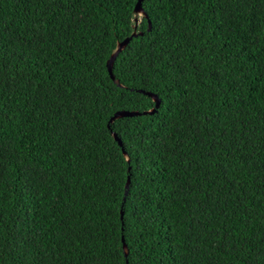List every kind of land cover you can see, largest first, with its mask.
<instances>
[{
	"label": "trees",
	"instance_id": "16d2710c",
	"mask_svg": "<svg viewBox=\"0 0 264 264\" xmlns=\"http://www.w3.org/2000/svg\"><path fill=\"white\" fill-rule=\"evenodd\" d=\"M136 2L0 0V264H264V0H143L120 87Z\"/></svg>",
	"mask_w": 264,
	"mask_h": 264
},
{
	"label": "water",
	"instance_id": "95a60500",
	"mask_svg": "<svg viewBox=\"0 0 264 264\" xmlns=\"http://www.w3.org/2000/svg\"><path fill=\"white\" fill-rule=\"evenodd\" d=\"M142 1L143 0H137L136 4L134 6V9H133L136 16L134 18L135 25H134V29H133L132 33L130 35H128L127 37H125L123 40L117 42L116 47L114 48V50L111 53V55L108 58V60L106 61V67H107V71H108V74H109L110 78L120 87H123L124 85L121 84L119 82V80L115 78V76L113 74V71H112L113 63H114V60H115L116 56L118 55V53L125 48V46L129 43V41L133 37L143 34L142 31H137L136 30V24H137V20H138L137 15H144L145 17H147V13L143 10V7H142ZM148 25H149L148 26V30H149L150 29V21H149V19H148ZM138 91L143 93V94H146V95L150 96L152 98V100L154 101L155 105L152 108L147 109V110H143V111H138V110H117L109 118L108 123H107V127L108 128L110 127V124L113 123L114 120H116L118 118L128 117V116H137V115H140V114H152V113H154L156 111V109L158 108V106L160 104V99L157 96V94H155L153 92H150V91H145V90H142V89H138ZM112 136L117 141L118 145L121 147L122 153L125 156L126 160L129 161V157L127 155V152L125 151V149L122 146L121 139L113 131H112ZM129 182H130V178L128 176L127 180H126V183H125V191H124L123 200H125V197L127 195V191H128V188H129ZM120 213H121L120 217L122 218L123 211H121ZM122 241H123L124 255L127 256V254H128L127 245L124 243V239L123 238H122Z\"/></svg>",
	"mask_w": 264,
	"mask_h": 264
}]
</instances>
